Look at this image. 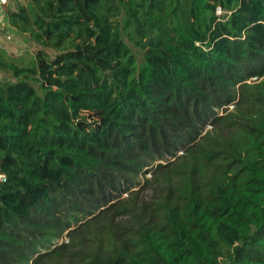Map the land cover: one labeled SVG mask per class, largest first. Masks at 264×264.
Segmentation results:
<instances>
[{
	"label": "trees",
	"instance_id": "trees-1",
	"mask_svg": "<svg viewBox=\"0 0 264 264\" xmlns=\"http://www.w3.org/2000/svg\"><path fill=\"white\" fill-rule=\"evenodd\" d=\"M8 1L0 264H264V0Z\"/></svg>",
	"mask_w": 264,
	"mask_h": 264
},
{
	"label": "rangeland",
	"instance_id": "rangeland-1",
	"mask_svg": "<svg viewBox=\"0 0 264 264\" xmlns=\"http://www.w3.org/2000/svg\"><path fill=\"white\" fill-rule=\"evenodd\" d=\"M0 48H2L7 56L14 60L15 64L20 66H32L33 65V45L29 42L25 36H20L14 29L8 27L5 17L3 14L0 16ZM0 80L6 79V75L0 72ZM232 108L230 107L229 110ZM210 129V128H208ZM150 176H146L149 178ZM145 177H142V182ZM126 195H124L125 197ZM145 196L148 197L146 191ZM66 242V238H63L56 242L60 244Z\"/></svg>",
	"mask_w": 264,
	"mask_h": 264
},
{
	"label": "crops",
	"instance_id": "crops-1",
	"mask_svg": "<svg viewBox=\"0 0 264 264\" xmlns=\"http://www.w3.org/2000/svg\"><path fill=\"white\" fill-rule=\"evenodd\" d=\"M8 0H0V16L3 14L5 17V9L7 8Z\"/></svg>",
	"mask_w": 264,
	"mask_h": 264
},
{
	"label": "built area",
	"instance_id": "built-area-1",
	"mask_svg": "<svg viewBox=\"0 0 264 264\" xmlns=\"http://www.w3.org/2000/svg\"><path fill=\"white\" fill-rule=\"evenodd\" d=\"M222 13H223V12H222L219 8L216 9V14H217V15H221ZM0 78H1V77H0ZM0 178H1V180H4V177L1 176Z\"/></svg>",
	"mask_w": 264,
	"mask_h": 264
}]
</instances>
